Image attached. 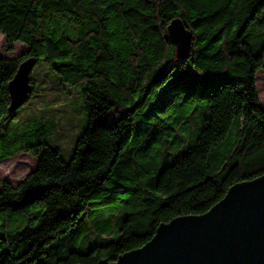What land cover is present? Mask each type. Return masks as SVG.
<instances>
[{"label": "trees", "instance_id": "obj_1", "mask_svg": "<svg viewBox=\"0 0 264 264\" xmlns=\"http://www.w3.org/2000/svg\"><path fill=\"white\" fill-rule=\"evenodd\" d=\"M175 19L193 35L185 61L167 31ZM0 35L9 52L28 49L0 59V162L37 161L17 187L0 181V264H35L60 237L46 264L116 262L161 224L205 214L264 176V0H0ZM27 58L60 80V93L83 95L69 160L53 140L58 124L50 132L33 116L28 133L11 126L9 83ZM31 83L23 107L40 93L32 73ZM189 117L198 135L185 143ZM28 134L36 142L21 144ZM94 209L102 217L87 223Z\"/></svg>", "mask_w": 264, "mask_h": 264}, {"label": "water", "instance_id": "obj_2", "mask_svg": "<svg viewBox=\"0 0 264 264\" xmlns=\"http://www.w3.org/2000/svg\"><path fill=\"white\" fill-rule=\"evenodd\" d=\"M176 61L191 55L193 35L180 19L167 28ZM36 58H27L9 83L10 114L20 110L34 89L31 73ZM97 264H264V176L233 186L210 211L161 224L142 248L116 262Z\"/></svg>", "mask_w": 264, "mask_h": 264}, {"label": "rangeland", "instance_id": "obj_3", "mask_svg": "<svg viewBox=\"0 0 264 264\" xmlns=\"http://www.w3.org/2000/svg\"><path fill=\"white\" fill-rule=\"evenodd\" d=\"M6 39L3 35H0V59H16L24 56L28 49L24 44L15 43L13 45L12 52H9L7 49ZM32 77L36 89L40 92L39 95L30 103V105L20 109L13 119L11 126L16 128L19 132L28 131V121L31 117H42L43 123L47 130L54 129V126L58 124V132L53 138L56 141L57 146L62 151L63 156L66 160H69V153L72 150L73 145L76 140L79 138L83 131L85 123V114L82 111L81 105L83 103V95L80 90L71 88L67 92L60 93L62 85L60 80L54 76L42 62L35 67L32 72ZM257 87H258V96L261 106L264 108V70H261L257 74ZM51 89L57 91V93H43L44 90ZM179 98H173V102L177 101ZM202 103V101H199ZM201 108L200 103L198 104ZM189 116V115H188ZM191 117L187 119V124L185 125V132L182 133V136L185 134L188 138L184 137L185 143H190L194 137V141L198 135V132L195 131L194 125H192ZM82 123V124H81ZM188 126H191V131L189 133ZM28 133V132H27ZM45 136H43L44 138ZM187 139V140H186ZM37 137L35 135H27L26 139L22 140L21 144H32L36 142ZM131 146L129 145L128 148ZM37 168V161L24 153H20L14 158L7 159L3 162H0V181H6L11 183L14 187H17L30 173H32ZM90 219L86 222L91 223V221H99L102 217L97 209H94L93 212L89 211ZM113 213L109 214V219L112 221L111 226H114L116 229L115 222L116 218L112 217ZM118 223V222H117ZM26 223L21 224L23 228ZM102 225V221L100 222ZM15 227V226H14ZM110 235L114 237L116 231L112 229ZM1 232V231H0ZM97 234V233H96ZM96 234H94L90 240L95 239ZM101 234V232L99 233ZM98 235V234H97ZM99 236V235H98ZM116 239V237L114 238ZM67 238L60 237L54 243H52L48 248L46 255L39 258L35 264H46L51 263V261L60 256L58 250L62 248L63 244ZM79 242H82L81 240ZM100 243V239L96 240V244ZM64 251V250H63ZM68 252L65 250L61 254Z\"/></svg>", "mask_w": 264, "mask_h": 264}]
</instances>
